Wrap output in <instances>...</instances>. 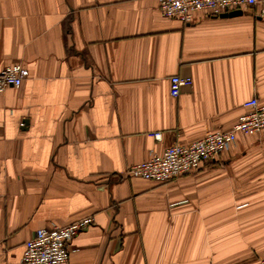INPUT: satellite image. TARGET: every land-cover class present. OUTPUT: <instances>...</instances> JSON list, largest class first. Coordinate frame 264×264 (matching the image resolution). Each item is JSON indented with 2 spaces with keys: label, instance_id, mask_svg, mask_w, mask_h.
<instances>
[{
  "label": "crops",
  "instance_id": "obj_1",
  "mask_svg": "<svg viewBox=\"0 0 264 264\" xmlns=\"http://www.w3.org/2000/svg\"><path fill=\"white\" fill-rule=\"evenodd\" d=\"M13 63L28 77L0 94V264H19L37 229L86 217L66 264L264 257V133L166 183L125 175L264 104L254 10L181 23L158 0H0V70ZM172 75L191 79L176 98Z\"/></svg>",
  "mask_w": 264,
  "mask_h": 264
},
{
  "label": "built area",
  "instance_id": "obj_2",
  "mask_svg": "<svg viewBox=\"0 0 264 264\" xmlns=\"http://www.w3.org/2000/svg\"><path fill=\"white\" fill-rule=\"evenodd\" d=\"M244 9L254 10L255 16L264 19V0H158L159 12L181 23H189L194 14L201 11L210 16H220ZM27 77L28 71L21 63L4 67L0 70V94L10 87L18 88ZM190 86L189 77L172 75L169 78V95L176 98L183 87ZM243 107L246 112L238 117L230 130L208 133L187 145L174 144L161 153L150 152L147 160L127 167L125 175L166 183L194 173L206 163L217 159L233 145L237 133L248 136L264 133V104H260L254 96ZM150 137L159 141L161 134L151 133ZM92 223V218L86 217L63 226L37 229L25 242L19 264H66L69 242ZM258 264H264V257L258 260Z\"/></svg>",
  "mask_w": 264,
  "mask_h": 264
},
{
  "label": "water",
  "instance_id": "obj_3",
  "mask_svg": "<svg viewBox=\"0 0 264 264\" xmlns=\"http://www.w3.org/2000/svg\"><path fill=\"white\" fill-rule=\"evenodd\" d=\"M241 13L240 10H235V11H231V12H228V13H224L222 14L223 17H232V16H236V15H239Z\"/></svg>",
  "mask_w": 264,
  "mask_h": 264
}]
</instances>
